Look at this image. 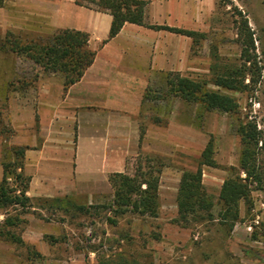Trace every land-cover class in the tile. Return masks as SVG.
I'll return each mask as SVG.
<instances>
[{
	"label": "crops",
	"instance_id": "0c3cea01",
	"mask_svg": "<svg viewBox=\"0 0 264 264\" xmlns=\"http://www.w3.org/2000/svg\"><path fill=\"white\" fill-rule=\"evenodd\" d=\"M216 4L148 0L142 24L124 22L109 38L111 15L76 0H2L0 40L7 33L23 42L41 40L72 29L87 34L94 56L63 88L61 73L43 72L23 55L0 50V179L3 160L21 147L17 170L28 177L24 194L30 201L88 205L108 199V174L123 171L127 159L148 148L151 139L164 141L159 130L140 136L143 109L155 100L144 92L164 86L168 72L195 69L198 59L191 54L190 36L150 25L213 33ZM29 220L21 236L44 252L48 245L41 237L49 227Z\"/></svg>",
	"mask_w": 264,
	"mask_h": 264
},
{
	"label": "rangeland",
	"instance_id": "374dc122",
	"mask_svg": "<svg viewBox=\"0 0 264 264\" xmlns=\"http://www.w3.org/2000/svg\"><path fill=\"white\" fill-rule=\"evenodd\" d=\"M216 16V31H200L203 37L191 44V54L198 56L193 63L195 69L180 75L204 80L208 89L233 96L238 109H205L199 102L166 94V83L150 86L155 100L143 109L141 128L151 135L159 130L164 141L151 139L149 147L137 154L160 168L156 216L126 212L112 225L107 222L110 212L97 207L110 197L88 205L34 200L23 209H0V223L6 214L17 216L19 222L12 231L21 238L18 243L0 238V264H264V0H217ZM243 18L253 39L249 49L253 64L246 62L245 66L238 35ZM243 66L246 88L229 90L211 82L216 74ZM251 74H256V83L249 82ZM246 121L254 123L259 132L256 144L243 143L236 131ZM209 138L217 165L202 166L201 183L215 218L194 216L183 221L176 209L179 176L183 170L195 169ZM243 150L249 152L248 162L258 180L250 177L249 199L238 202V218L228 229L216 218L220 209L218 192L233 171L245 176L239 169ZM12 159L10 154L2 163ZM134 162L132 156L127 159L130 171ZM29 218L49 227L41 237L48 245L44 252L21 236L30 225ZM6 256L11 260L7 262Z\"/></svg>",
	"mask_w": 264,
	"mask_h": 264
},
{
	"label": "trees",
	"instance_id": "16d2710c",
	"mask_svg": "<svg viewBox=\"0 0 264 264\" xmlns=\"http://www.w3.org/2000/svg\"><path fill=\"white\" fill-rule=\"evenodd\" d=\"M0 0V4H1ZM148 0H76V3L100 11L108 12L112 19L108 37L114 36L124 22L137 24L143 23L144 6ZM228 3L229 0H220ZM153 28H164L173 32L185 34L191 37L192 43L202 38L204 33L182 28L169 27L165 25H150ZM239 43L241 45L240 56L243 65L246 62L253 64L249 49L253 47L252 31L243 18L238 24ZM240 36H242L240 38ZM87 34L72 29H59L41 40L21 41L18 36L5 35L0 40V50H10L30 59L39 66L43 72H59L63 76V88L76 81L85 68L91 63L94 51L87 47ZM229 70L216 74L211 82L221 88L229 90H241L247 87L243 83L245 68ZM256 74L249 77L250 83H256ZM166 94L179 96L182 99L201 103L205 109H216L223 112H235L238 109L236 99L226 93L207 88V82L180 75L178 72H168L166 76ZM145 98H152L150 90L144 92ZM243 143L256 144L258 142V131L255 124L246 121L237 127ZM143 129H140V136ZM13 159L2 163V176L0 179V209L7 207L26 208L30 206V199L24 194L27 187L28 177L17 168L22 167L23 148H16ZM214 145L211 138L200 151L197 166L194 170H183L180 173L176 192V209L178 216L187 221L189 217L214 219L211 212V201L208 200L204 187L201 183L202 166L215 167L217 165L213 156ZM250 154L243 150L239 169L245 176L241 177L239 171H233L222 181L218 192L220 209L216 218L228 229H231L238 218V202L248 200L253 177L258 180L254 167L249 164ZM133 170L125 169L120 172L108 174V182L111 186V195L107 203L97 207L104 208L110 212L107 222L115 225L118 216L126 212L154 217L157 214V188L160 168L142 159L141 156L133 157ZM153 163V162H152ZM60 202V200H57ZM83 209V206H78ZM19 222L17 216L6 214L0 223V238L21 242V238L12 227Z\"/></svg>",
	"mask_w": 264,
	"mask_h": 264
}]
</instances>
